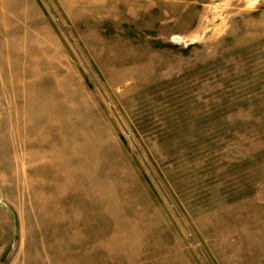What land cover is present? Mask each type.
<instances>
[{
    "label": "rangeland",
    "instance_id": "1",
    "mask_svg": "<svg viewBox=\"0 0 264 264\" xmlns=\"http://www.w3.org/2000/svg\"><path fill=\"white\" fill-rule=\"evenodd\" d=\"M0 264H264V0H0Z\"/></svg>",
    "mask_w": 264,
    "mask_h": 264
}]
</instances>
